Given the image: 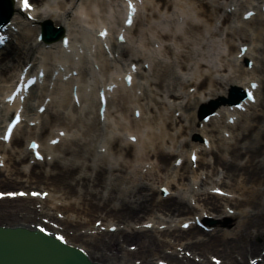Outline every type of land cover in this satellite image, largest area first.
<instances>
[{
	"label": "bare ground",
	"instance_id": "bare-ground-1",
	"mask_svg": "<svg viewBox=\"0 0 264 264\" xmlns=\"http://www.w3.org/2000/svg\"><path fill=\"white\" fill-rule=\"evenodd\" d=\"M43 1L31 0V3L37 9ZM71 1L60 0L57 2V8L62 11V14L55 12L53 7H49L44 13H36V29L31 30V36H28V32L26 35L21 34L17 39V44L14 45L12 39L15 33L12 26L17 28L20 25L17 18L24 15L19 10L18 2L12 0V9L17 17H12L6 26V32L9 31L10 39L6 48H2L3 51L0 52V79L2 78L1 80L7 83L4 89L11 83L16 71L20 70L22 66L30 63V70L34 71L35 65L38 64L37 60L39 59H36L35 56L30 58L25 53L32 48V43L35 41L33 37L38 35L39 25L49 21L64 32V15H69L65 7ZM150 1H153V6L159 3L158 9L165 10V16L164 18L160 17L159 11L155 12L147 2L145 8L150 12L149 16L158 19L162 24H168V26L166 29L161 28L158 31L157 25H150L149 30H157L161 40L172 39L177 47L175 49L171 45L164 46L163 55L167 60L156 59L151 65L154 80L150 85L162 92L160 98L163 95L173 98L171 112L168 116L166 115V118L160 114L156 117L154 107H150V111L154 114L147 124L150 125L152 131L146 135L149 142L143 147L142 155H137L133 144L128 141L123 142L120 137L113 135L111 140L106 143L107 154L96 157V150L99 148L98 141L101 136L96 133L97 130L93 123L81 130L79 137L72 136L68 138V141L67 138L60 139V144L58 143L56 146L46 143L47 137L50 140L56 137L61 138L53 133L49 123L55 124L56 122L55 127L66 132L76 126L63 119L57 111L50 113L46 109L39 116L37 109L41 105H47L42 103L43 99L41 98L35 107V117H45L41 126L17 129L10 140L11 150L5 151L4 145L0 143V155H3L0 159L2 158L4 163V169H0V185L25 186L24 184L45 183L48 187H42L43 190L40 193L43 191L49 193L44 200L29 197L1 199L0 226L26 228H30L29 224H33V227L36 225L45 226L51 234L61 233L68 244L82 248L92 262L99 264H135L133 263L135 260H138L139 264H152V259L155 256L158 257L155 259L156 262L162 261L166 264H210L206 260L207 255H210L209 258L221 259L222 264H249L253 257H258L262 252L259 264H264V13L261 10L264 6L261 3H264V0H256V4H253L251 0H222L224 4L219 3L220 0L211 2L208 0H179L184 1V4L176 3L177 0ZM82 3L86 5L85 12L89 15L91 14L89 7L91 3L97 6L104 5L100 0H83ZM176 6L178 13L176 11L172 13L173 7ZM185 6L188 8L186 9ZM232 6L233 10L221 16L220 27L215 28L220 13ZM248 11H255L254 17L247 21L239 20L238 22L241 24L239 32H229L228 30L226 34L228 52L232 54L235 51L234 61L240 58V63L237 67H233V72L229 71L230 64L226 63L224 56L219 58L220 65L214 70L207 62L198 61V57L205 58L204 51H207L209 47L206 35L208 38H213L222 32L223 26L230 21L229 15H232L233 12H237L241 19V15ZM140 21L138 17L133 27L138 33H140L138 28ZM182 25L184 26L182 27ZM249 26L255 29L252 36L239 35L243 28ZM122 29L129 31L132 28L126 29L122 26ZM236 34L239 35L237 40L230 43L228 38ZM63 37L68 36L63 33ZM110 37L111 33H108L107 41ZM62 38L49 44L40 42L34 45L37 48L57 49V52H60ZM28 42L29 46L27 47ZM150 42L152 41L147 39L145 47ZM249 44L250 46L252 44V50ZM257 44H260L261 47ZM109 46L111 52L121 47L119 51L121 58L129 57L130 47L118 44L115 40L109 43ZM243 46H246L247 50L243 56H240L239 49ZM251 52L257 54L259 52V54L253 58ZM246 60L253 61L250 71H246L242 65V62ZM144 61H147L145 53L131 59L130 62L134 64ZM55 63L54 61L49 65L54 67ZM42 65L47 71V67ZM175 66L182 72L190 71L193 77L180 82L176 70H174ZM54 68L58 70L56 66ZM68 69L69 71L76 70L72 66H69ZM216 73L226 76L215 78ZM250 81L257 82L258 88L254 92L255 102L246 104V113L251 111L248 122L245 119V113L239 112L235 107L229 110L230 106L224 103L214 110L215 117L210 116L206 124L203 120L195 122L198 115L195 112L197 107L202 106L207 100L224 97L226 93L224 89L227 87L244 89L248 87ZM190 87H193L195 92L191 95L187 94V96L186 90ZM97 89L94 92H97ZM182 95L184 97L186 95L187 100L183 106H180L181 101H178L184 99ZM122 96L117 98V101L110 100L108 108L117 102L120 106L119 109L126 112L128 100ZM140 100L137 99L136 103L139 105L141 120L145 108L138 103ZM134 101L130 100V102ZM121 102L122 104H120ZM158 104L164 105L162 101ZM48 107L49 105L46 106V108ZM178 109L189 111L186 126L182 124L185 121L183 115L179 114L177 118L174 117V113L179 112ZM131 111L133 114L135 110L131 109ZM229 117L234 118V123H227ZM243 119L247 123L242 121ZM130 120L135 125L138 123L132 118ZM239 120L242 122L240 123ZM219 124L223 125L222 128H226L227 132L231 131L232 144L228 142L227 144L224 137L221 136V131L217 128ZM198 125H201L200 129L196 128ZM156 127L159 128V133L154 132ZM169 130H172L173 133H170ZM130 133L135 135L137 130ZM191 134L197 135L196 138L208 141V137L213 138L216 140V150L211 149L209 152L201 142L187 139ZM25 139L40 141L41 153L44 156L43 162L35 161L32 159L31 153L23 149ZM65 141L68 144L61 149L60 157L53 156L49 161H46V153L49 150L59 149ZM211 142L214 143L213 140ZM168 148L172 150L166 151ZM184 153L187 155V160H184L179 170L176 171V182L173 180L164 182L163 178L156 176V173H152L150 170H146L141 175V169L144 168L145 162L153 160V168L157 172H163L169 168L175 158H181ZM192 154L198 158L195 162L196 170L188 172L192 166L190 161ZM208 154L212 157V163L205 160V156ZM109 157H111L110 160ZM29 161L32 162V165L28 169L23 168L22 165ZM202 171H207L210 178L220 171L223 179L218 185L220 188H217L222 191L234 192L237 196L239 195L238 198L229 200L210 195L202 190L196 191L191 194L194 202H198L201 208L199 210L183 196L170 194L168 197H162V193L153 188L156 184L158 189L164 187L172 191L177 188L178 181L181 186L186 185L184 181L188 180L189 174H192L191 180L194 184L193 180H196ZM199 184L200 188L205 186L204 182L199 181ZM123 185L125 186L123 187ZM211 189H215V187ZM221 201L227 203L228 209L238 210L237 215L227 214ZM35 204L40 205L39 210ZM46 207L56 213L46 212ZM42 212L47 214V217H44L48 219L46 224H43L42 220L36 219ZM58 212L63 213L62 219H58ZM202 213L214 216L213 219H215L214 225L209 228L208 232H204L196 226H191L186 230L179 227L184 222L194 221L195 215L198 219L201 218L203 223L207 222ZM156 214L162 215L163 218L156 217ZM93 217L95 218L92 220V226L89 227ZM181 218L182 220L175 222V219ZM49 221L56 223V227L50 225ZM96 221H101L100 226L106 223V227L117 226L118 229L115 233L101 232L98 228L93 227ZM148 223H153L150 228L143 226ZM155 224L158 226L165 224V228L160 230L158 226L155 227ZM121 225L122 228H119ZM60 227L61 230H59ZM80 229H84V232L81 233ZM128 242L131 243L128 244ZM125 245H134L135 249L130 251L125 248ZM177 247H181L180 251H189L192 257L180 256ZM212 252H216V254H210ZM195 256H199L200 260L195 262L193 258ZM248 256H250L249 260Z\"/></svg>",
	"mask_w": 264,
	"mask_h": 264
},
{
	"label": "rangeland",
	"instance_id": "rangeland-1",
	"mask_svg": "<svg viewBox=\"0 0 264 264\" xmlns=\"http://www.w3.org/2000/svg\"><path fill=\"white\" fill-rule=\"evenodd\" d=\"M51 1H54V0H51ZM82 1L83 0H73L71 3H69V5L66 6V10L67 11H70L71 14H72V16H73L74 13L79 8H82V5H81L82 4ZM100 1H102L104 3V5L103 6H100L99 5L98 6L99 8L96 5H93L94 11H95V16L94 17H97L96 19H102L105 16V11L108 10V9H110V11L112 12V14H110V19H111V21H112L113 24L118 25L120 21L116 24L117 18L115 17L117 15L116 14L117 13V10L119 9L118 3H117L118 0H100ZM177 1H176V3H178V4L179 3L184 4V1H179V0H177ZM152 8L154 9L155 12H158L159 11L160 17L164 18V16H165V10H159L158 9L159 8V3L156 6H152ZM177 10H178V7L177 6L176 7H173L172 13L175 12V11H177ZM140 15H141L140 18H141L142 24L139 26V29H140L139 30L140 31L139 36H137V31H135V30H130L128 32V44H126V47H130L131 48V52L129 53V57L121 58V56L119 55V49L116 50L114 52L115 55L113 57L115 61L114 60H113V62L112 61H110V62L108 61L109 62L108 65L112 69L111 70V74H114L115 72H117L119 67L120 68L121 67H124L126 65V63L129 62L128 61V58H132V57L138 56L144 50H148V47L146 48L145 45H144L147 42V37L148 36L155 37V31L156 30H154V29L153 30H149V27H150V25H155L156 26V24L159 22V20L156 19V18L150 17L148 12L140 11ZM94 17H90V19L88 17H86V20L84 22H81V23H77L78 22L77 21L75 23V32L72 34V36H74L76 39L81 38V37H83V39H84L85 36H86L89 39L91 36H90V33L86 30V27L88 28V30L93 31V29H92L93 28L92 27V25H93L92 21H93V18ZM236 20H237L236 16H233L232 24H230L231 27H232L231 30H229L230 32H232V30L234 29L233 27H238L237 25H235ZM233 22H235V23H233ZM219 26H220V23H219ZM226 27L227 26L224 27V31L222 32V34H218L217 36H215L213 38H208V36L206 35V42L208 43V46H209L208 49H210V47H212L213 45L216 44L217 47H218V48H216V50L218 52H220V54H223V56H226L228 54V45L226 43V37H225V34L228 32L227 29H226ZM142 30H144V31L141 33ZM234 31L235 32H239V30H234ZM254 31H255L254 27L249 26V27L245 28L244 30H242L241 33H243V34L240 33L239 35L243 36V35H247L248 34V35L252 36V34H253ZM22 32L25 33V34L28 32L29 33L28 36H30V34H31V32L28 31L27 28L24 29ZM144 34H146V35H144ZM205 34H206V31H205ZM239 35L236 34L233 37L228 38L229 41H230V43H232L233 39H237ZM75 38H74V40H75ZM166 43L167 44L174 45V42L172 40L171 41L168 40L166 42L163 41L162 44L165 45ZM202 43H204V42H202ZM230 43H228V44H230ZM257 45L260 46V44H257ZM41 51H46V50L45 49L44 50L42 49ZM50 51H52V50H50ZM217 51H215V52H217ZM37 52H38V50L36 48H32V49L30 48V49L27 50V52H26L27 54L25 53V55H27V56H31V55L38 56V53ZM95 54H97V57H98V64H96L95 66L100 71V69L103 68L104 63H107V62L105 60V57L101 54V52L99 54L97 48L95 49ZM161 54H162V49H161ZM258 54H259V52H258ZM258 54H256V55H258ZM227 58H230V57L227 56ZM199 59L201 60V58H199ZM177 68L178 67L175 66L174 67V70H177ZM177 73H178V76H180L178 70H177ZM143 74L147 75L150 79L152 77V71L149 68ZM106 76L107 75H106V73L104 71H100L97 76H90V78H89L90 84L92 85V84H96V83H98L100 81H104L106 79ZM78 79H80V77H78ZM137 81L140 82V83L142 82V80L140 79V76H138ZM179 81L181 82L182 79L179 78ZM188 92H191V89H189ZM133 93H134L133 92V89H129L127 96L128 95L130 96L131 101L137 98V97H134L133 96L134 95ZM137 93L140 94V91H137L136 94ZM146 94H148V95H146V98H144L145 95L141 96L140 99L143 98V100H141L139 102V103H142L143 105H145V107L147 109L146 114H144V116H143L142 122H144L145 125H146V118H147V120H149L153 116L154 113L150 111V107H154L153 109L156 112L155 113V116L156 117L159 114L161 115V113L163 114V116L167 117L166 115H164V114H168L167 110H165V106L164 105H161V104H158V102L162 101V99L160 98V94H162V92L158 88H156L155 86H150L146 90ZM186 100H187V98H185L183 100V102L186 101ZM215 100H217V99H215ZM215 100H213V101H215ZM165 101H167V100L165 99ZM169 101H171V100H169ZM207 105H208V103L203 104L202 106H207ZM127 106H129V105H127ZM199 107L195 110V112L199 109ZM72 110H71V114L74 115L75 112H73L74 110L73 111ZM113 111H114V109H111L109 111L110 116L108 117L107 120L108 121L110 120V122H112L113 120L115 121V119H116L114 117V114H112ZM188 113H189V111H184V114L189 116ZM116 116L119 118L118 120L120 121V125L123 123L122 126L125 129H130V130L135 129L134 126H131V123H130V118H131V111L130 110H128L126 112L119 111ZM90 121L95 123V115H94V113H91L90 114ZM139 125H141V123H139L138 126ZM99 127L101 128L103 126H100L99 125ZM105 127L106 126L104 124V129H106ZM147 127H148V125H147ZM146 129L147 128H145L144 129V132L141 133V141L142 140H146V137H145V131H146ZM149 131H151V130L149 129ZM169 132L170 133H173L172 130H169ZM140 143L138 145H140ZM215 146H216V143L214 142V146L213 147H215ZM7 150H11V145L7 147ZM215 150L216 149H214V151ZM55 155H61V149L56 150L55 151ZM210 157L211 156H208L207 160L208 159L210 160L211 159ZM151 163L152 162H150V164ZM175 172L176 171L174 169H167L166 171H163V172H155V173H157L156 176H159L161 178H164L165 180H170L171 179L170 177H173L174 174H177ZM190 176L192 177V174H190ZM202 178H203V176H202ZM173 179H175V178H173ZM221 179H223V176H222L221 172L218 171V173L216 174V176H214V177L212 176L211 179H207L206 180L207 181L206 182L207 186H205V188L208 190V188L213 185V182L215 180L221 181ZM42 187L43 188L44 187L47 188L48 186L45 183H38V184L35 183V185H30V188H32V189L41 190V189H43ZM16 189H24V186H22V185H15V186L14 185L13 186H2V185H0V191L16 190ZM197 189L198 188H197V185H196L193 188V190H197ZM235 197H237V194H234V193L231 192L230 193V198L231 199H233V198L235 199ZM191 203H193V202L191 201ZM221 203H224V202H221ZM195 206H197V205L195 204ZM230 211H233V210L230 209ZM237 213H238V210H236L235 215H237ZM94 218L95 217L91 218L90 225H91L92 220ZM129 243H131V242H128V244ZM210 254H214L215 255L216 252H212ZM156 258L157 257L155 256L152 259V261H153L152 263L155 262V259Z\"/></svg>",
	"mask_w": 264,
	"mask_h": 264
},
{
	"label": "water",
	"instance_id": "water-1",
	"mask_svg": "<svg viewBox=\"0 0 264 264\" xmlns=\"http://www.w3.org/2000/svg\"><path fill=\"white\" fill-rule=\"evenodd\" d=\"M0 264H89L77 250L24 229L0 228Z\"/></svg>",
	"mask_w": 264,
	"mask_h": 264
},
{
	"label": "snow or ice",
	"instance_id": "snow-or-ice-1",
	"mask_svg": "<svg viewBox=\"0 0 264 264\" xmlns=\"http://www.w3.org/2000/svg\"><path fill=\"white\" fill-rule=\"evenodd\" d=\"M21 6H22V8L24 9V10H29V8H30V5H29V3H28V0H21ZM104 33H102V35H103ZM129 80L131 79L130 77L128 78ZM253 87H255V85H253ZM252 97H251V93H249V99H251ZM41 111H43V109H41ZM18 120H19V116H17L16 117V120L15 121H13V125L16 123V122H18ZM13 125H10L9 126V129H8V133L10 134L11 133V130H12V126ZM5 139H7L8 138V136L6 135L5 137H4ZM133 140L135 139V138H132ZM53 143H56V141H53ZM33 147H35V145H33ZM193 160H195V156H193ZM185 227H187V225H185ZM42 231H43V229H41ZM58 239H62L61 237H58ZM217 264H219V262H217Z\"/></svg>",
	"mask_w": 264,
	"mask_h": 264
}]
</instances>
